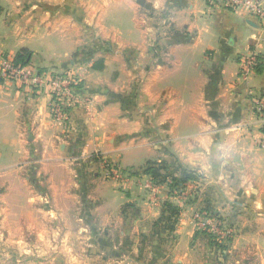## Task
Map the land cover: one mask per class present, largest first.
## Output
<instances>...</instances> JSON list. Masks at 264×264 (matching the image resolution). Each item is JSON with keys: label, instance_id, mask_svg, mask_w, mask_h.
I'll use <instances>...</instances> for the list:
<instances>
[{"label": "crops", "instance_id": "crops-1", "mask_svg": "<svg viewBox=\"0 0 264 264\" xmlns=\"http://www.w3.org/2000/svg\"><path fill=\"white\" fill-rule=\"evenodd\" d=\"M0 1V64L26 50L41 69L75 72L89 100L65 123L52 117L47 92L0 78L5 197L15 193L13 183L31 205L45 188L56 194L59 178L74 179L70 166L93 153L123 168L164 163L168 171L197 175L198 203L234 211L242 221L244 233L223 253L264 264V148L257 145L261 126L252 103L264 94L259 20L208 0ZM251 51L260 63L243 80L240 61ZM33 180L45 185L32 186ZM100 180L91 193L104 201L93 209L109 215L105 190H96ZM133 184L111 192L114 213L129 202L140 206L141 225H154L164 200ZM200 236L190 218L180 217L165 241L173 244L168 264H213ZM240 241L242 251L233 252Z\"/></svg>", "mask_w": 264, "mask_h": 264}, {"label": "rangeland", "instance_id": "rangeland-1", "mask_svg": "<svg viewBox=\"0 0 264 264\" xmlns=\"http://www.w3.org/2000/svg\"><path fill=\"white\" fill-rule=\"evenodd\" d=\"M150 163L144 168H123L113 160L93 153L85 163L75 162L70 166L75 171L74 179L59 178L57 186L61 188L58 192L48 195V188H45L43 198L33 205L25 200V195H18L16 190L19 189L14 183L17 194L5 197V169L0 170V264H168L173 260L168 258L169 247L173 244L165 241L180 217L192 220L197 235H201L200 240L209 249V261L213 264H242L245 260L240 261L242 253L236 258L233 253H223L235 237L244 233L242 221L236 218L235 212L210 209L198 203L200 179L182 183L187 189L180 193L178 189L183 186L178 184L179 172L168 171L164 163ZM62 170L64 173L65 169ZM143 171L149 175L148 179H143ZM95 177L102 181L96 190H105L110 217L93 209L95 202L104 201L102 195L91 193ZM132 181L141 182L145 193L156 197V201L159 197L164 200L162 209L153 220L154 225H141L140 206L134 207L129 202L114 213L111 192L116 187L129 190V186L134 185ZM72 184L74 191L66 194ZM31 185L43 187L45 182L33 180ZM82 185L86 187L84 191ZM192 185L198 186L196 192L190 190ZM9 201L16 209H7ZM49 205L54 206L53 211H48ZM207 212L216 221L205 216ZM100 218L102 221L107 219V225H101ZM210 222H219L220 228L231 232L226 235L215 233L210 230ZM237 245L238 249L233 252L242 251V242ZM252 252L250 257H256V250ZM253 264H259L258 260Z\"/></svg>", "mask_w": 264, "mask_h": 264}, {"label": "built area", "instance_id": "built-area-1", "mask_svg": "<svg viewBox=\"0 0 264 264\" xmlns=\"http://www.w3.org/2000/svg\"><path fill=\"white\" fill-rule=\"evenodd\" d=\"M213 7H223L234 11L244 10L264 25V1L263 0H208ZM240 77L247 80L250 74L258 67L259 56L251 51L242 57ZM0 78L4 81H13L20 86L35 88L38 92L46 91L50 96V112L57 120L69 123L71 110L89 103L82 94V80L72 70L63 73H53L47 69H41L35 63L17 64L14 58H6L0 64ZM254 111L257 113L261 136L257 139V145L264 148V94H255L252 98ZM187 186L178 189L183 192ZM197 185H192L190 190L196 192ZM205 216L211 217L209 212ZM211 221H216L211 217ZM200 225V224H199ZM205 225V224H203ZM219 222H210V230L222 235L229 234L231 230L220 228Z\"/></svg>", "mask_w": 264, "mask_h": 264}, {"label": "trees", "instance_id": "trees-1", "mask_svg": "<svg viewBox=\"0 0 264 264\" xmlns=\"http://www.w3.org/2000/svg\"><path fill=\"white\" fill-rule=\"evenodd\" d=\"M2 13H3V6L1 5V1H0V16H1ZM14 61L17 64H26V63H29L30 62L29 53L26 50H21L15 56ZM196 177H197V175H195L193 172H188L187 170L183 169L181 171V173H180V177H179L178 184L179 185H182V183H183V185H184V182H186L187 180H192V179L194 180ZM182 186H180V187H182Z\"/></svg>", "mask_w": 264, "mask_h": 264}]
</instances>
